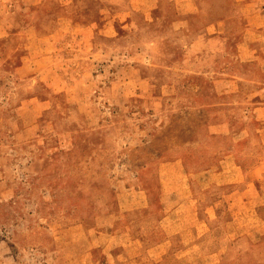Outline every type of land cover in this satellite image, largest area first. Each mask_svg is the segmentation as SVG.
<instances>
[{
  "label": "rangeland",
  "instance_id": "1",
  "mask_svg": "<svg viewBox=\"0 0 264 264\" xmlns=\"http://www.w3.org/2000/svg\"><path fill=\"white\" fill-rule=\"evenodd\" d=\"M195 1L183 13L173 0L149 12L134 0H0V18L13 12L0 24V264H58L85 250L98 258L90 239L106 215L119 222L130 199L145 203L136 191L147 190L158 211L163 180L174 187L187 175L205 204L225 186L229 153L247 170L264 164L261 136L214 134L204 121L224 112L240 130L249 86L222 100L214 89L246 72L264 81L260 65L237 57L246 2ZM107 19L106 33L90 32ZM157 217L138 219L141 244L156 242ZM193 248L171 243L162 264L199 260ZM259 249L246 258L264 260Z\"/></svg>",
  "mask_w": 264,
  "mask_h": 264
},
{
  "label": "crops",
  "instance_id": "2",
  "mask_svg": "<svg viewBox=\"0 0 264 264\" xmlns=\"http://www.w3.org/2000/svg\"><path fill=\"white\" fill-rule=\"evenodd\" d=\"M3 1L9 4L8 0ZM134 1L133 8L147 12L153 8L156 9L159 5V0ZM238 1L241 3L246 2V5L243 4L247 9L244 19L248 26L240 35L235 37L237 57L241 62H255L264 71V0L252 1L251 3L247 0ZM173 2L177 5L179 11L183 13H192L198 8L195 0H173ZM12 15L13 12L1 17L0 24L4 23L3 20L10 23ZM111 21L112 19H107L101 24H96L90 32L106 33ZM185 25L186 21L184 19L178 20L177 28ZM212 26L214 31L210 32V35L215 33V24L212 23ZM1 28L0 26V33ZM84 36H86V33H84ZM55 39L57 38L54 34H51L49 41L53 43ZM49 55L51 56V54ZM45 56L48 55L42 54L40 58ZM245 71L247 70L245 69ZM259 79L261 78H258L256 74L246 72L243 77L238 76L220 81L214 89V93L217 96L219 95L217 100H222L225 97L229 98L232 94L238 93L241 82H244L249 86V89L242 97H244L245 102L249 103L250 108L242 113L246 125L240 130H235L231 126L229 114L224 112L218 114L208 113L204 121L209 126L211 133L223 132L245 137L252 135L257 136V140L261 136L262 142L264 141V81ZM199 87L195 84L196 90ZM250 120L258 121L260 126L254 127L255 130L253 128L251 130L249 127ZM227 156L231 157V161L227 168L221 171L226 173L223 182L225 186L220 190L221 194L212 192L208 203H202L203 199L193 191V184L187 175L183 176L174 187L165 184L167 180H163L164 184L159 193L161 206L158 207V211L148 207L152 200L151 194L147 190H143L136 191L137 193L141 192V194L138 193L139 199L135 201L144 200L145 203L134 206V200L130 199L129 205L125 204L121 208V215L117 217L119 222H116L117 220L111 222L109 218L112 216H105L102 224L98 226V240L95 242L90 239L91 246L99 249L100 257L89 256V251L85 250L74 261L71 259H55L53 262L58 264H162L166 261V259H163L166 256L164 254L172 243L184 247L186 250L192 249V247L198 249L199 256H201L199 260L185 262L184 264H202L205 263L206 257L211 258L213 264H222L225 261L230 262L231 256L244 255L247 247L264 246V217L261 215V210L264 207V193L258 188V178L264 174V164L259 163L255 165L254 169L247 170L241 161L235 160L233 153H229ZM176 161L182 166L181 159ZM231 172H237L238 176L229 175ZM171 195L177 196L172 204L169 201ZM138 210L140 212L137 214ZM153 213H158L157 226H159V230L157 239L153 244L146 243L143 245L139 240L140 230L138 225L140 224L138 219L145 218ZM252 216H255L257 223L252 224L249 221ZM102 235H107L108 239H105ZM208 238L214 242L211 253L205 251L204 248V243ZM88 247L90 248V246ZM138 247L141 250H138Z\"/></svg>",
  "mask_w": 264,
  "mask_h": 264
},
{
  "label": "trees",
  "instance_id": "3",
  "mask_svg": "<svg viewBox=\"0 0 264 264\" xmlns=\"http://www.w3.org/2000/svg\"><path fill=\"white\" fill-rule=\"evenodd\" d=\"M258 248H261L259 249V252L257 251V254L261 253V252H264V246H261V247H258ZM252 247H247L245 248V254L242 255V256H231V260L230 262H223L222 264H255L254 261L256 260V264H264V260L260 259V258H255V259H251L252 256H249L248 258H246V256L248 254H250L252 252ZM252 254V253H251Z\"/></svg>",
  "mask_w": 264,
  "mask_h": 264
}]
</instances>
